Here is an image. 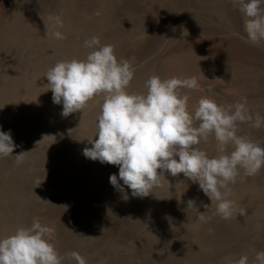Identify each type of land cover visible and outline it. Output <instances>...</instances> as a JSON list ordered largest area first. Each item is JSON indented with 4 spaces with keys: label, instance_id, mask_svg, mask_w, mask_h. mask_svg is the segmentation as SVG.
<instances>
[{
    "label": "rangeland",
    "instance_id": "obj_1",
    "mask_svg": "<svg viewBox=\"0 0 264 264\" xmlns=\"http://www.w3.org/2000/svg\"><path fill=\"white\" fill-rule=\"evenodd\" d=\"M51 15L63 19L66 39L51 37ZM93 35L135 68L130 93H146L153 75L194 76L199 89L180 90L191 111L201 98L222 107L246 99L264 117V45L241 39L233 0H0V130L11 131L13 155L25 153L20 163L0 158V238L38 219L54 229L63 264H75L72 251L88 264H222L241 255L252 264L264 250V168L229 184L228 199L244 214L225 220L183 173L165 172L143 198L125 186V200L109 182L118 166L83 155L104 97L64 117L45 75L59 61L86 58ZM238 135L264 147V127L239 124ZM196 147L219 154L211 136ZM201 212L207 222L196 219Z\"/></svg>",
    "mask_w": 264,
    "mask_h": 264
},
{
    "label": "clouds",
    "instance_id": "obj_2",
    "mask_svg": "<svg viewBox=\"0 0 264 264\" xmlns=\"http://www.w3.org/2000/svg\"><path fill=\"white\" fill-rule=\"evenodd\" d=\"M233 3L243 17L245 35L241 39L253 46L264 45V0ZM49 21L55 29L51 37L66 39L59 30L64 26L61 16L51 15ZM83 46L91 49L86 58L57 62L45 75L46 86L52 92L53 103L63 105L64 117L82 112L96 96L103 95L96 139L89 141L92 147L84 148L83 155L118 166V176L110 175L109 182L124 194L123 198L129 199L125 186L131 190V197L143 198L161 186L165 172L173 177L183 173L216 205L221 218L231 220L244 214L234 200L228 199V186L236 182L241 171L254 176L264 168V147L238 135V127L249 123L260 129L264 117L253 116L246 99L222 107L213 99L201 98L191 111L189 96L181 95L180 90H198L194 76L162 79L153 75L145 81L146 93H130L128 88L136 71L132 64L118 58L114 46L102 44L98 36L86 39ZM209 136L216 142V156L196 147ZM16 147L11 131L0 130V158L22 162L25 153L13 155ZM187 205L194 206L192 213L196 211L192 200ZM202 213L196 219L207 222L209 218ZM53 236L54 229L38 219L30 226L18 227L13 234L0 238V264H63L64 257L52 243ZM68 257L75 264H88L77 251ZM222 264H250L249 256L225 258ZM252 264H264V250L255 253Z\"/></svg>",
    "mask_w": 264,
    "mask_h": 264
}]
</instances>
